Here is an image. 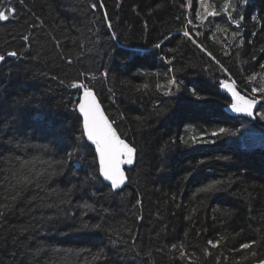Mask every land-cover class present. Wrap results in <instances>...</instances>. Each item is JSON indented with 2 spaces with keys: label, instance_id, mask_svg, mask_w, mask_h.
I'll list each match as a JSON object with an SVG mask.
<instances>
[{
  "label": "trees",
  "instance_id": "1",
  "mask_svg": "<svg viewBox=\"0 0 264 264\" xmlns=\"http://www.w3.org/2000/svg\"><path fill=\"white\" fill-rule=\"evenodd\" d=\"M102 2L10 0L0 22V264L264 260V0H208L215 16L199 0ZM80 80L136 149L120 191L94 178ZM229 80L260 100L253 120L228 115ZM29 169L21 188L13 173Z\"/></svg>",
  "mask_w": 264,
  "mask_h": 264
},
{
  "label": "snow or ice",
  "instance_id": "2",
  "mask_svg": "<svg viewBox=\"0 0 264 264\" xmlns=\"http://www.w3.org/2000/svg\"><path fill=\"white\" fill-rule=\"evenodd\" d=\"M199 5L201 8L204 9L206 16H215L218 13L216 11L210 10V6L208 4V0H199ZM231 5L229 4L228 0H225L223 4V9L227 10ZM101 9L105 7L102 0L99 5ZM93 10L96 9V5H92ZM16 14V9L10 3V0H0V22L8 21L11 17ZM196 18L202 19L199 12L196 14ZM206 18V17H205ZM105 19L107 20V13L105 12ZM231 19V16H229ZM239 27V25H237ZM183 35L189 39L192 37L188 31H184ZM238 32H234L232 35V39H235L238 36ZM25 41H27V37H24ZM193 43H196L193 40ZM160 45H156L159 47ZM197 47H201L197 44ZM204 51L203 48H201ZM18 53L15 51H9L7 56L15 57ZM63 58V57H62ZM5 57L0 55V61H3ZM73 61L71 59L67 60V63L71 64ZM264 69V65L260 66ZM169 72L172 69L168 70ZM101 75L107 76V73H102ZM80 76L84 79H94L95 77L89 76L86 73L81 72ZM256 75L253 74L250 79L256 80ZM264 80V77H261ZM177 81L174 78H169L167 84L169 86L176 85ZM71 88L73 89H82V95L79 97L76 105V109L79 113V118L81 119V138H86L91 145L95 146V153L96 158L98 159V177H94L95 179L102 178L103 181H106L110 184L112 190L120 189L122 185L125 184L126 177L125 173L122 170L123 165H132L134 162V155L136 149L133 146H130L126 143L120 136L117 135L116 130L113 127L114 121H110L109 118L105 115V113L101 110V106L97 101L96 95L94 91L90 89L88 84L84 83L83 80L74 81L71 83ZM157 87H161L157 85ZM221 87L226 89L231 94V101H230V109L233 113L242 114L245 116L252 117L253 116V108L257 103V100L253 96H249L246 98L245 96L239 94L231 85L222 83ZM264 93V86L259 88L253 87L252 93ZM195 95V92H193ZM260 119L264 120V113H257ZM227 130L224 128H220L218 131L211 132L212 136H219L222 134H226ZM175 142V141H173ZM182 143L183 139L181 140ZM193 142H197L196 139H193ZM199 142L203 143H212V141H203L202 138ZM71 156L72 153H69ZM28 166L21 165V169L27 168ZM39 176V173L35 174ZM13 179L15 180V184L23 188L29 184L33 183V173L31 169L28 170L27 173L22 171H16L13 173ZM216 183H219L217 181ZM107 186V185H106ZM215 188V184H210L204 189H200L201 191L212 190ZM18 194V193H17ZM56 195H60L59 193H55ZM64 196L67 193L63 194ZM15 199V196H13ZM63 202V201H62ZM51 206V205H50ZM85 209H90L92 205L84 204L82 205ZM255 241L246 242L240 245L241 249H249L252 247ZM208 244L211 245L213 248L217 247L218 242H214L212 240L208 241ZM183 255V254H182ZM255 255V253H253ZM258 264H264V260H260Z\"/></svg>",
  "mask_w": 264,
  "mask_h": 264
},
{
  "label": "water",
  "instance_id": "3",
  "mask_svg": "<svg viewBox=\"0 0 264 264\" xmlns=\"http://www.w3.org/2000/svg\"><path fill=\"white\" fill-rule=\"evenodd\" d=\"M2 62L3 61H0V67H1V65H2ZM225 84H229V85H231L239 94H241V95H243L237 88H236V86L234 85V83L232 82V81H227ZM92 90V89H91ZM221 92H223V93H225L229 98H230V100H231V94H230V92H228L226 89H224L223 87H221ZM95 94V93H94ZM82 95V92L80 93V95H79V97ZM243 96H245V95H243ZM79 97H78V99H79ZM246 98H248L249 96H245ZM96 98H97V96H96ZM256 99V98H255ZM257 100V103H256V105L254 106V108H253V116L252 117H249V116H245V115H242V114H237V113H233L232 111H231V109H230V107H228L227 108V113L231 116V117H243V118H246V119H249V120H253L254 119V116H255V113L257 112V110H258V108H259V105H260V101L258 100V99H256ZM97 101H98V103L100 104V102H99V100H98V98H97ZM100 106H101V104H100ZM101 110L104 112V110H103V108H102V106H101ZM77 111V113H78V110H76ZM105 113V112H104ZM78 115H79V113H78ZM106 115V114H105ZM107 116V115H106ZM81 127H82V124H81ZM113 127H114V129H115V126H114V124H113ZM116 130V129H115ZM117 132V131H116ZM117 135H118V133H117ZM119 136V135H118ZM121 138V137H120ZM122 139V138H121ZM84 140L86 141V143L93 149V151H94V154H95V158H96V153H95V146L94 145H91V143L90 142H88L87 140H86V138H84ZM126 142V141H125ZM127 143V142H126ZM131 146V145H130ZM135 157H136V152H135V155H134V162H135ZM96 161H97V168L99 167V165H98V159L96 158ZM134 162H133V164H134ZM133 164L132 165H123L122 166V170L124 171V173H125V177H126V172H125V170L126 169H129V168H131L132 166H133ZM99 175V174H98ZM100 180L103 182V184H105V185H107V186H109L110 187V184L108 183V182H106V181H103L102 180V178H100ZM126 184H127V177H126V181H125V184L124 185H122L121 186V188L120 189H117V190H112L111 189V187H110V189L113 191V192H117V191H120L122 188H124L125 186H126ZM255 264H258V263H255Z\"/></svg>",
  "mask_w": 264,
  "mask_h": 264
},
{
  "label": "bare ground",
  "instance_id": "4",
  "mask_svg": "<svg viewBox=\"0 0 264 264\" xmlns=\"http://www.w3.org/2000/svg\"><path fill=\"white\" fill-rule=\"evenodd\" d=\"M233 82V81H232ZM235 85V84H234ZM237 88V87H236ZM240 91V90H239ZM241 92V91H240ZM242 93V92H241ZM243 94V93H242ZM244 95V94H243ZM245 96H247V95H245ZM259 100V99H258ZM260 101V100H259ZM256 114V113H255ZM229 115V114H228ZM243 118V117H242ZM249 120V119H248Z\"/></svg>",
  "mask_w": 264,
  "mask_h": 264
},
{
  "label": "rangeland",
  "instance_id": "5",
  "mask_svg": "<svg viewBox=\"0 0 264 264\" xmlns=\"http://www.w3.org/2000/svg\"><path fill=\"white\" fill-rule=\"evenodd\" d=\"M229 81H231V80H229ZM249 96H253V95H251V94H249ZM254 97V96H253ZM258 99V98H257Z\"/></svg>",
  "mask_w": 264,
  "mask_h": 264
}]
</instances>
